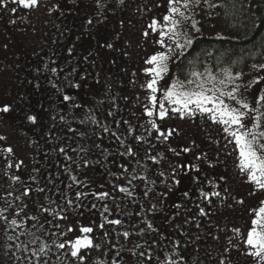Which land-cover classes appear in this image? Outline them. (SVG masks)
I'll return each instance as SVG.
<instances>
[{
	"label": "flooded vegetation",
	"instance_id": "af4514ba",
	"mask_svg": "<svg viewBox=\"0 0 264 264\" xmlns=\"http://www.w3.org/2000/svg\"><path fill=\"white\" fill-rule=\"evenodd\" d=\"M50 1L53 4L49 9L50 34L43 42L27 47L22 59H16L23 65L22 71L13 74L10 80L7 103L11 111L0 113V136L5 137L0 140V209L7 208L4 215L8 221L15 218L18 223L23 222L22 227L16 228L0 219V264H29V261L35 264L31 251L38 250L41 241L50 244L53 239H72L80 235L78 225L98 224L103 203L111 209L109 219H121L123 224L107 226L109 245L89 253L87 264L105 259L111 264L121 245L124 250L116 257L119 264H137L138 259L141 264H162L165 257H171L178 264L181 257L182 264H219L212 247L210 220L199 215L196 205L205 208L210 205L200 197V189L209 193L220 191L221 197H210L214 202L228 198L231 182L227 165L224 168L213 160L212 145L209 148L210 142L203 137L198 148L179 156L182 165H196L199 171L180 168L182 175L177 179L181 183L169 191L166 185L171 181L166 177L169 165H176L175 158L167 151V146L154 139L155 133L147 134L149 118L139 115L132 106L136 100L132 83L137 82L138 75L125 73L119 42L121 35L142 17L140 12L154 0ZM2 14L0 11V26L8 27V33L13 34L18 24L12 23V18L5 20ZM89 19L93 21L91 25L87 23ZM108 43L113 47H106ZM52 68L56 69L55 73L50 71ZM53 83L62 92L53 88ZM64 94L74 97L81 107H73L72 101L64 102ZM29 115H35L37 123L28 121ZM87 117H92L96 123ZM142 124L144 127H140ZM129 127L133 129L131 133ZM3 128L7 129V134ZM104 128L109 131L105 132ZM136 135L144 136V141L134 140ZM170 139L177 150L182 148L177 138ZM120 140L130 145L137 155H121L125 149ZM8 147L13 149L11 154L3 151ZM61 147L71 160L59 151ZM161 154L164 159L159 164L149 159L152 155L159 158ZM205 154L207 159H204ZM197 156L201 159L197 160ZM8 164L13 167L9 169ZM122 166L127 167V173ZM160 171L166 176H159ZM12 175H18L21 181L14 183L9 179ZM132 175L146 179L132 180ZM221 176L225 179L220 180ZM41 187L44 193L38 191ZM119 187L128 188L132 194L120 192ZM25 189L30 190L29 195L16 200ZM146 190L147 196L144 195ZM104 191L110 193L105 201L93 195ZM185 191L190 193L188 197L183 195ZM76 192L87 195L76 201L82 207L68 210L67 220L54 219L51 224L46 223L43 230L33 228V222L27 220L26 214H36L39 205L47 204L45 196L63 205V197L75 200ZM93 203L97 208L91 207ZM177 204L182 207L177 208ZM152 205L157 207L152 209ZM17 212L20 214L16 215ZM145 221H150L155 231L148 230ZM57 223L62 226L60 229L55 227ZM67 225L77 230L65 237L52 235L63 231ZM124 230L132 234L128 240L115 235L116 231ZM31 232H36L40 238L35 244L30 243ZM92 235L100 237L102 232L97 229ZM10 236L13 239L9 240ZM175 242H179L178 246ZM111 244L116 248L103 256L101 253ZM137 244L141 246L138 251L145 252L146 257L150 255L151 260L134 257L127 251ZM52 252L55 253L54 248ZM50 264H55L54 255L50 257Z\"/></svg>",
	"mask_w": 264,
	"mask_h": 264
},
{
	"label": "snow or ice",
	"instance_id": "6c2138e0",
	"mask_svg": "<svg viewBox=\"0 0 264 264\" xmlns=\"http://www.w3.org/2000/svg\"><path fill=\"white\" fill-rule=\"evenodd\" d=\"M9 3L31 10L39 7L40 0H0V9L7 8ZM201 4L209 9L219 6L212 3V0H167V14L163 15L162 21L153 19L147 26L151 30V33L158 34L159 38L155 40V44L159 48L144 60V64L148 65V67L143 69L146 79L140 87L145 92V102L141 105L143 109L142 114L149 118L147 121L149 127L145 131L149 136H153V133H155L154 139L166 145L167 151L179 157L181 154L189 153L191 148L182 147L177 150L171 147L169 143L170 138L179 135V131L175 127L162 129L163 121L171 119L173 116L179 119H185L194 118L199 115L212 124L218 125L224 134V147L227 148L229 144L233 146L232 151L237 154L236 160L238 163L236 167L245 176L246 182L253 186V191L249 195H256L257 192H264V88L257 87L255 92H249V89H252L254 85L259 86L264 81V76L258 75L245 82V74L243 71L234 72L231 67L221 69L219 75L207 68L204 72L192 71L189 74V78L185 80H181L179 77L169 76L171 71L170 64L175 63L183 57L186 50L193 45L195 36L191 33L200 32V28L197 26L199 21L194 16ZM9 11L16 12L17 8H10ZM12 23H15V21H12ZM87 23L91 25L93 23L92 19H89ZM189 24L191 32L185 29V25ZM149 34V31L143 33L144 37H148ZM217 39L223 40L225 38L218 36ZM104 46L101 45V47ZM106 47L112 48L113 45L108 43ZM69 52H71V49H69ZM233 63H236V61ZM251 67L257 72H264V63L259 65L252 64ZM50 71L55 73L56 69L52 68ZM71 86L78 88L79 84H72ZM52 87L56 88L58 92H62V89L55 83L52 84ZM249 96H251V99H249ZM62 100L64 102L72 101L73 107H81V105L75 103L74 97L70 95L64 94ZM10 111V105L0 107V113H9ZM111 114L109 113V115ZM61 119H64V117H61ZM87 119H91L93 123H96L92 117H87ZM27 120L33 124L37 123V117L35 115L27 116ZM158 121L161 123H158ZM124 123H128V121H124ZM140 127H144V125L142 124ZM104 131L108 132L109 129L104 128ZM132 131L133 129L129 127L128 132L131 133ZM113 135L116 134L113 133ZM4 139L5 137L0 136V140ZM117 139L119 140L120 138L117 137ZM133 139L137 142H142L145 137L136 135ZM216 143H219V141H216ZM120 144L125 149L124 152L120 153L121 155L130 157L137 155L130 145H125L123 140H120ZM3 151L11 154L13 149L8 147L3 149ZM59 151L65 153L66 159H72L70 156H67L65 148L61 147ZM81 151H84V149H81ZM228 154L231 155L232 153ZM149 159L154 164H159L164 159V156L161 154L158 158L157 155H152ZM196 159L200 160L201 157L197 156ZM204 159H207V154L204 155ZM84 163L87 166L88 161L85 160ZM7 167L11 169L13 165L8 164ZM16 167L19 168L20 165H16ZM122 167L123 171L127 173V167ZM188 167L194 168L197 172L199 171L196 165L177 164L175 167L169 165L170 172L166 177L171 181L166 185L169 191L181 183L177 179V176L180 174L178 169ZM184 174L187 175V172L185 171ZM159 176L165 177L166 174L164 171H160ZM137 178L141 180L146 179L144 176L137 177L136 175H132V180ZM9 179L14 183L21 181L18 175H12ZM32 179L35 180V177ZM224 179L223 176L220 177V180ZM152 183H155V181ZM209 183L212 182L210 181ZM214 187H219V185H214ZM38 191L44 193L45 189L41 187ZM119 191L129 196L132 194L126 187H119ZM29 193L30 190L25 189L20 196L16 197V200L27 197ZM86 195L87 193L84 192H76L75 200L68 199L65 196L63 197L65 201L63 205L45 196L47 204L39 205L36 214H26L27 220L32 221V227L37 230H43L45 224H51L54 219L67 220L68 210L82 207L83 205L77 204L76 201H79L81 197ZM93 195L100 201H105L110 197V193L106 191L100 192L99 194L93 193ZM144 195H148V190L144 192ZM164 195H167V193ZM183 195L188 197L190 193L185 191ZM199 195L204 201L211 204L212 200L210 197H221V192L212 191L209 193L200 189ZM236 202L240 204L244 203L243 200ZM228 206L231 207V205ZM24 207H27V205H24ZM91 207L95 209L97 205L93 203ZM100 207L103 208V211L100 213L102 217L101 222L98 224L93 223L89 226L78 225L80 235L72 239H59V241L53 239L50 244L41 241L39 249L31 251V256L35 258V264H50V257L52 255L55 256V264H65V261L68 264H87L89 253L109 245L110 233L107 226H120L123 224V221L121 219H109L111 209L106 203L101 204ZM119 207L120 205L117 204V208ZM156 207V205H152V209ZM176 207L180 208L182 205L177 204ZM196 207L200 216L210 215L206 211V208L200 204H197ZM6 211L7 208L0 209V219L8 221V217L4 215ZM20 211H23V208ZM19 214V212L16 213V215ZM249 214L251 219L246 229L242 230L238 226H233L230 229L232 236L228 237V245L230 248L237 250L243 248V255L250 257L255 261V264H264V199L259 201L258 207L249 209ZM8 223L10 226L16 228L23 226V222L18 223L15 218L8 221ZM145 223L148 230L155 231L150 221H145ZM196 226L200 227L199 224ZM55 227L60 229L62 226L57 223ZM97 229L101 230L102 236L94 237L92 235ZM76 230L77 228L67 225L63 231L59 233L54 232L52 235L65 237ZM225 230L223 228L220 229V231ZM29 235L33 237L30 240L31 244H35L40 239L37 237L36 232H31ZM115 235L122 236L125 240H128L132 234L124 230L123 232L116 231ZM8 239L11 240L13 237L10 236ZM97 239L100 240L99 243L96 242ZM178 244L179 242H175V246H178ZM16 247L20 248L21 245H16ZM140 247L137 244L133 249H127V251L134 257H146L145 252L138 251ZM53 248L55 249V253L52 252ZM115 248L116 245L111 244L101 254L107 256V252ZM230 248L226 247L224 252L228 253ZM123 250L124 246L121 245L120 250L115 251V257L112 259L111 264H119L116 257H120L121 251ZM25 251H28V249L25 248ZM146 258L148 260L152 259L150 255ZM182 260L183 258L181 257V264ZM29 264H32V261H29ZM92 264H109V262L105 259L93 261ZM137 264H141L139 259L137 260ZM162 264H178V262L171 257H165ZM219 264H227V256L221 258Z\"/></svg>",
	"mask_w": 264,
	"mask_h": 264
},
{
	"label": "rangeland",
	"instance_id": "374dc122",
	"mask_svg": "<svg viewBox=\"0 0 264 264\" xmlns=\"http://www.w3.org/2000/svg\"><path fill=\"white\" fill-rule=\"evenodd\" d=\"M223 0H212V3L219 5L213 9L205 7L203 4L197 9L194 18L199 21L198 27L199 33H191L195 37L200 35L205 36H222L229 37L230 33L221 25L218 18V8L221 6ZM53 7L50 0H40L39 7L35 9H24L21 6L9 3L7 8L0 9L4 14L5 20L12 18L18 26L15 27L14 33H8V27L0 26V107L8 105L7 100L11 89L12 75L22 71V63L16 59L24 57L27 47L35 45L39 42H43L46 35L50 34V21L49 9ZM10 8H17L16 12L9 11ZM148 8V9H147ZM144 12H140L142 17L134 22L131 27L121 35L119 42L120 52L124 59V70L127 74L138 75L137 82L132 83V91H134L136 100L132 103L134 109L139 115H142L143 109L141 105L145 102V92L141 89L140 85L145 81L143 69L148 67L144 64V60L156 50L159 46L155 44V40L158 39V34L151 33L148 29V25L153 19L162 21L163 15L167 14V0H154L152 4L147 7ZM2 14V15H3ZM21 23H18L20 22ZM4 24V23H3ZM185 29L191 32L190 24L185 25ZM149 31L148 37H144L143 33ZM47 33V34H46ZM261 63H247L245 65L235 66H223L219 68H211L210 66H204L196 71L204 72L205 69H210L216 74H220V70L226 67H231L234 72L243 71L244 81H249L256 76H264V72H257L252 69V64ZM174 63L170 64V69ZM170 77H178L171 70ZM189 76L186 78L188 79ZM181 80H185L180 78ZM170 82V80H169ZM163 83V82H162ZM257 87L264 88V81L259 86H253L249 89V92H255ZM139 97V99H137ZM251 99V96H249ZM143 116V115H142ZM144 117V116H143ZM146 119V117H144ZM175 127L179 131V135L173 137L177 138L182 147H190L191 149L198 148L203 137H207L208 142L212 145L214 150L213 160L216 163L223 165L224 168L230 172V186L231 191L227 199L222 198L218 201L212 200V203L208 205L206 211L210 213L207 217L210 220V229L212 235V247L216 255V259L220 262L221 258L227 256V264H234L238 261H245L247 264H255V261L250 257L243 255V248L237 250L230 248L228 245V237L232 236L230 229L233 226H238L242 230L246 229L248 222L251 219L249 209L258 207L259 201L264 199V192H257L256 195H249L253 191V186L246 182V178L242 175L236 164V153L232 151L233 146L228 145L224 147L225 140L218 125L212 124L210 121L197 115L194 118L179 119L173 116L171 119H167L162 122L163 129H170ZM7 134V129L3 128ZM4 136H6L4 134ZM219 141V143H216ZM170 146L175 148L172 139L169 141ZM166 146V145H165ZM228 153H232L229 155ZM173 154V153H172ZM175 158V164H182L180 157L173 154ZM175 165V166H176ZM181 170L179 176H181ZM243 200L244 203L240 204L236 201ZM228 205H231L229 207ZM226 229L220 231V229ZM218 237V238H217ZM226 247L230 248L228 253L224 252Z\"/></svg>",
	"mask_w": 264,
	"mask_h": 264
},
{
	"label": "trees",
	"instance_id": "16d2710c",
	"mask_svg": "<svg viewBox=\"0 0 264 264\" xmlns=\"http://www.w3.org/2000/svg\"><path fill=\"white\" fill-rule=\"evenodd\" d=\"M218 18L230 36L223 40L196 36L185 55L171 67L179 78L186 79L204 66L237 67L264 60V0H223Z\"/></svg>",
	"mask_w": 264,
	"mask_h": 264
}]
</instances>
